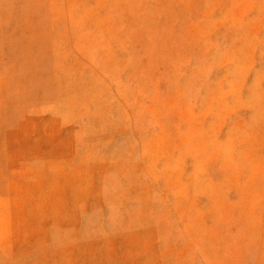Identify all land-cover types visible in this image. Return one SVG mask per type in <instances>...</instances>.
<instances>
[{
  "label": "rangeland",
  "instance_id": "1",
  "mask_svg": "<svg viewBox=\"0 0 264 264\" xmlns=\"http://www.w3.org/2000/svg\"><path fill=\"white\" fill-rule=\"evenodd\" d=\"M0 264H264V0H0Z\"/></svg>",
  "mask_w": 264,
  "mask_h": 264
}]
</instances>
